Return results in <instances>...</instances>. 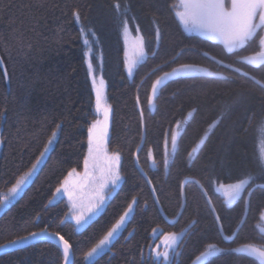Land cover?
Returning a JSON list of instances; mask_svg holds the SVG:
<instances>
[{
  "label": "trees",
  "instance_id": "16d2710c",
  "mask_svg": "<svg viewBox=\"0 0 264 264\" xmlns=\"http://www.w3.org/2000/svg\"><path fill=\"white\" fill-rule=\"evenodd\" d=\"M115 2L0 0V197L40 158L56 132L31 182L15 201L0 207V245L48 228L72 245L74 264H88L83 252L103 237L133 198L134 212L93 264H158L145 257L157 228L162 233L187 229L172 264H191L208 243L221 249L264 244V234L257 228L264 210V177L258 163L264 147V66L242 59L252 54L255 44L230 54L218 41L185 32L170 10L174 0H119L130 9L129 35H142L148 53L129 76ZM74 11L79 12V21ZM89 48L90 56L85 57ZM89 59L105 80L112 109L108 149L121 153L122 180L103 210L77 230L66 219L65 203L49 201L68 173L83 166L93 119ZM180 64H194L214 75L172 77L158 86L149 103L155 80ZM180 121L185 123L165 169V137ZM241 172L256 177L249 185L252 194L249 197L246 188L229 206L216 189L219 183L235 182ZM177 215L171 225L163 218L172 221ZM224 236L232 239L226 242ZM62 263L61 251L46 242L0 256V264ZM202 264L260 262L244 253L223 251Z\"/></svg>",
  "mask_w": 264,
  "mask_h": 264
},
{
  "label": "snow or ice",
  "instance_id": "6c2138e0",
  "mask_svg": "<svg viewBox=\"0 0 264 264\" xmlns=\"http://www.w3.org/2000/svg\"><path fill=\"white\" fill-rule=\"evenodd\" d=\"M114 9L116 19L123 30L125 43L127 44L129 35L128 12L130 9L127 5L122 6L119 0H116ZM170 10L185 32L189 34L195 33L209 40L218 41L223 44L227 53H239L249 45L255 44L252 54L244 56L242 59L248 64L256 67L264 66V0H174L170 5ZM73 15L76 20L79 21V12L74 11ZM132 19L134 20V17ZM136 31L139 32L138 27ZM82 34H84L83 31ZM160 36V28L157 25L155 29L157 47L159 46ZM85 43H88L87 39ZM91 51L92 49L89 48L88 51L84 53L85 57H89ZM147 54L145 50V41L141 35L135 41L134 58L126 59V68L129 76L133 75L136 61L144 59ZM152 55H156L155 51L152 52ZM172 59L175 60L176 57L174 56ZM237 59H241V57L237 56ZM2 66L3 60L0 59V67ZM227 67H231V65H227ZM88 70L92 82V91L95 94V113L97 118L92 120L87 130V154L83 159L84 171L81 175L73 168L68 173L62 185L56 188V194L67 196L70 219L75 221L76 226L86 224L93 215L102 211L109 194L107 191L109 186L114 189L122 180L120 172L121 153L118 151L109 152L108 149L112 109L111 105L107 102L105 94V80L102 75L97 79L93 71L91 59L88 60ZM236 71H239V69H236ZM196 73H205L208 76L214 75V73L207 72L206 69L199 68L194 64H180L178 67L173 68L170 73L166 72L163 76L155 80L151 86L152 97L149 103L156 98L158 86L161 85L163 81L176 76H190ZM2 74L3 78L7 80L8 73L6 68H3ZM245 75L247 74L245 73ZM2 116L3 113L0 112V117ZM57 127H59V125H57ZM261 128L264 130V123L261 124ZM55 137L56 132L54 131L47 145H45L44 151L40 153V158L32 164L27 172H24L23 175L15 179V182L8 189L6 195L0 197V207H6L7 204L11 202L12 199L19 196L27 184L31 182L42 158L49 151V146L53 143ZM167 143L168 141L166 138L163 157L165 169L169 167ZM171 143L174 155L177 146V136L175 134L171 137ZM195 151L196 149H193V152ZM148 157L152 159L153 165H155L156 161L152 158L151 151H149ZM191 158L192 153H189V159ZM258 163L262 166L259 175L264 177V147L260 149ZM229 178L231 179V177ZM255 178L256 177L252 173L241 172L234 178L235 182L219 183V187L216 191L223 194L226 203L230 206L235 201L241 199L246 188L249 189L248 196H251L252 193L249 185L253 183ZM147 183L151 184V180H148ZM196 183L199 184V181H196ZM200 187L203 195L206 197V202L211 205V198L208 197L206 191H203V185H200ZM261 187H264V185H261ZM152 191L155 192V188H153ZM55 199L56 196L54 195L53 200L49 201V203L55 202ZM156 202H159L158 198ZM136 203V199L133 198L124 213L111 225L103 237L87 251L83 252V259L87 261L88 264H93L92 258L98 255L107 245L111 244L114 236L124 228L126 218L134 212V205ZM212 211H215L214 207ZM67 218H69V214H66V219ZM260 218L264 220V212L260 214ZM215 219L219 222V215H217ZM61 223H63V221H61ZM185 231H187V229H182L179 233L169 232L164 234L159 229H153V236H157V233L163 235L161 245L164 250H159L161 245H157L156 248L153 249L158 264H172L170 252L174 251L177 242ZM219 232L223 235L224 229L222 224L219 225ZM37 238H41L48 242L57 240L59 247L62 249L63 264H74V260L72 259V245L59 232H50L48 228H43L39 232H30L27 236L10 240L8 244L0 245V248L23 244L29 240L35 241ZM224 239L227 240L228 237L224 236ZM205 248L207 250L196 255L192 264H198V262L206 260L223 251L244 253L248 257L257 258L260 264H264V244L246 243L236 248L221 249L215 243H208L205 245Z\"/></svg>",
  "mask_w": 264,
  "mask_h": 264
},
{
  "label": "rangeland",
  "instance_id": "374dc122",
  "mask_svg": "<svg viewBox=\"0 0 264 264\" xmlns=\"http://www.w3.org/2000/svg\"><path fill=\"white\" fill-rule=\"evenodd\" d=\"M182 27V26H181ZM182 29H183V27H182ZM184 30V29H183ZM192 34H195V33H192ZM197 35V34H196ZM137 38L138 37H133V36H130V35H128V42H127V44L125 43V52H124V66H125V70H126V72H127V68H126V59L127 58H134V45H135V41L137 40ZM124 41H125V37H124ZM127 54V55H126ZM139 60H137L136 61V63L138 62ZM94 71V70H93ZM171 72V71H170ZM169 72V73H170ZM94 74L97 76V79H99V77H100V75L96 72V71H94ZM127 74H128V72H127ZM129 75V74H128ZM163 76V75H162ZM90 81H91V77H90ZM164 82V81H163ZM91 85H92V82H91ZM153 107V106H152ZM92 113H93V119H95V118H97L96 117V113H95V94H94V92H93V105H92ZM92 119V120H93ZM92 122V121H91ZM184 123H185V121H180V122H177L176 124H175V126L172 128V130H171V132H170V134H168L165 138H167V141H168V143H167V152H168V156H169V159H170V157H171V155H172V153H173V148H172V143H171V137H172V135L173 134H175L177 137H178V135L180 134V132H181V130L183 129V126H184ZM90 125V124H89ZM87 136H88V131H87ZM164 146H165V141H164ZM86 154H87V149H86ZM42 161V160H41ZM39 167V166H38ZM83 171H84V168H83V166H82V168H81V170L80 171H77L78 173H80L81 175L83 174ZM68 176V175H67ZM66 176V177H67ZM65 177V178H66ZM33 178V177H32ZM65 178L63 179V181L65 180ZM63 181L60 183V185L58 186V187H60L61 185H62V183H63ZM120 183V182H119ZM29 184V183H28ZM27 184V185H28ZM119 185V184H118ZM118 185L113 189L111 186H109V189L107 190L108 191V197H107V199H106V201L108 200V198H110L112 195H113V193H114V191L116 190V188L118 187ZM25 189V188H24ZM8 192V191H7ZM7 192L5 193V195L7 194ZM21 194V193H20ZM54 195L56 196V199H55V202H58V201H62V202H64L65 203V205H66V207H67V214H69V218H67L68 220H70V221H72L73 222V224H74V226H75V228L77 229V230H80V229H82L89 221H91L96 215H98V213H100V211L96 214V215H93L92 217H91V219L86 223V224H84V225H82V226H76V224H75V221L74 220H71L70 219V213H69V204H68V198H67V196L66 195H62V194H56V191H55V193H54ZM18 198V196L15 198V199H12L11 200V202H13V201H15L16 199ZM53 200V199H52ZM106 201H105V203H106ZM11 202H9V203H11ZM54 202V203H55ZM8 203V204H9ZM7 204V205H8ZM105 205V204H104ZM104 207V206H103ZM2 208H4V207H2ZM262 212H264V210L262 211ZM261 212V213H262ZM126 221H127V218H126ZM257 228H258V230L261 232V233H263L264 234V220H261V218L259 217V222H258V224H257ZM157 229H159V228H157ZM159 230H161V229H159ZM161 232H162V230H161ZM164 234H166V233H164ZM117 236V234L114 236V238ZM182 237V236H181ZM113 238V239H114ZM151 243H150V245H149V247L146 249V252H145V257H147V258H149V257H151L156 263H158L157 261H156V258H155V255H154V252H153V249H155L156 248V246L157 245H161V241L163 240V235H160V233H157V236H153V232H152V234H151ZM181 239V238H180ZM180 241V240H179ZM179 241L177 242V245H176V247H175V249H174V251H171L170 252V258H171V260H172V263L176 260V258H177V255H178V246H179ZM109 247V245H107L98 255H100L103 251H105L107 248ZM237 247H239V246H237ZM236 248V247H235ZM160 251H163L164 249H163V246L161 245V247H160V249H159ZM207 249L205 248V250L204 251H206ZM98 255H96V256H94L93 258H92V260L93 259H95ZM210 258V257H209ZM209 258H207L206 260H208ZM255 258V257H254ZM255 259H257V258H255ZM206 260H203V261H200V262H198V264H202V263H204ZM258 260V259H257ZM259 261V260H258ZM87 262V261H86ZM260 262V261H259ZM192 264V263H191Z\"/></svg>",
  "mask_w": 264,
  "mask_h": 264
},
{
  "label": "water",
  "instance_id": "95a60500",
  "mask_svg": "<svg viewBox=\"0 0 264 264\" xmlns=\"http://www.w3.org/2000/svg\"><path fill=\"white\" fill-rule=\"evenodd\" d=\"M163 218H164V220H165V222L167 224L171 225V224H174L177 221L178 215L172 221L168 220L165 216H163ZM37 232H39V231H37ZM25 236H27V235H25ZM231 239L232 238H228L226 240V242H229ZM42 242L51 243V244L55 245L62 253V249L59 247L57 240H52L51 242H48V241L43 240L41 238H37L35 241L29 240V241H27V242H25L23 244H19V245H15V246H9L7 248H0V256L8 254V253H11V252H14V251H17V250H20V249H24V248H27L29 246H32V245H35V244H38V243H42ZM6 244H8V242H6L4 244H1V245H6ZM62 256H63V254H62ZM72 259H73V253H72Z\"/></svg>",
  "mask_w": 264,
  "mask_h": 264
}]
</instances>
